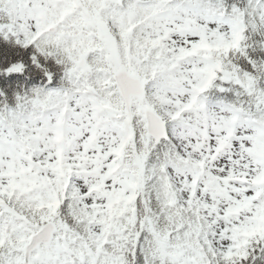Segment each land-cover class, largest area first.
Listing matches in <instances>:
<instances>
[{
	"label": "snow or ice",
	"instance_id": "6c2138e0",
	"mask_svg": "<svg viewBox=\"0 0 264 264\" xmlns=\"http://www.w3.org/2000/svg\"><path fill=\"white\" fill-rule=\"evenodd\" d=\"M0 264H264V0H0Z\"/></svg>",
	"mask_w": 264,
	"mask_h": 264
}]
</instances>
